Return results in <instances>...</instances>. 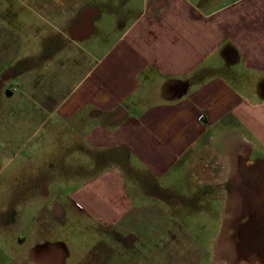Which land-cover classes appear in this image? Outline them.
Wrapping results in <instances>:
<instances>
[{"label": "crops", "instance_id": "1", "mask_svg": "<svg viewBox=\"0 0 264 264\" xmlns=\"http://www.w3.org/2000/svg\"><path fill=\"white\" fill-rule=\"evenodd\" d=\"M16 9L0 43V264H248L238 239L264 264V167L235 166L245 145L264 151V0ZM183 178L222 198L193 200Z\"/></svg>", "mask_w": 264, "mask_h": 264}, {"label": "rangeland", "instance_id": "2", "mask_svg": "<svg viewBox=\"0 0 264 264\" xmlns=\"http://www.w3.org/2000/svg\"><path fill=\"white\" fill-rule=\"evenodd\" d=\"M17 5V0H0V43L1 46L5 44H14L15 42V24H14V18L13 14L17 11L16 9ZM9 6H11L13 9L8 10ZM18 27V26H17ZM19 28V27H18ZM20 29V28H19ZM12 46H6L5 48L11 52L13 51ZM1 49V48H0ZM2 51V50H1ZM4 54V52H2ZM243 147V146H242ZM248 147V148H247ZM244 148V147H243ZM245 153L244 155L240 158V162L236 163V167H241L244 171H251L254 170L255 168H263L264 167V151L262 150H257L259 149L258 146H246L245 145ZM219 157H224L225 155L221 152L217 153ZM222 160V159H221ZM238 160V159H237ZM236 160V161H237ZM224 161V160H222ZM225 162V161H224ZM167 179V178H166ZM193 181V180H192ZM180 183V182H179ZM188 184L189 186H195L191 187L193 189V197L192 199L195 200L196 197L198 196L199 199L204 197L203 200H207L208 198H205V196H215V198H222L221 192H218L217 189H213V191L209 190L204 186L202 183H198L197 181L191 182L190 180L185 181L183 178V181L180 184ZM184 186V185H180ZM183 196H186V198H189L192 194L186 193L185 191L182 192ZM190 194V195H189ZM213 200V199H209ZM215 202H218L217 199H215ZM209 204L213 208L210 210L214 211L215 217L217 218L221 212V210L216 206L217 204ZM217 220V219H216ZM224 224L222 222V219H220L219 223H215V237L216 239L218 237L222 236ZM233 249L235 251H238V248L241 250V254H243V257L247 260L248 264H258V260H256L258 257L254 256L253 258L250 257V250H249V245L251 244V241L248 239H238L233 241ZM264 263V262H263Z\"/></svg>", "mask_w": 264, "mask_h": 264}, {"label": "built area", "instance_id": "3", "mask_svg": "<svg viewBox=\"0 0 264 264\" xmlns=\"http://www.w3.org/2000/svg\"><path fill=\"white\" fill-rule=\"evenodd\" d=\"M205 166V165H204Z\"/></svg>", "mask_w": 264, "mask_h": 264}]
</instances>
